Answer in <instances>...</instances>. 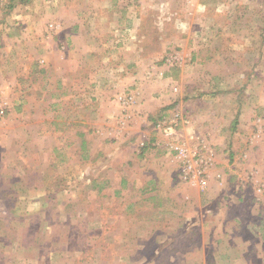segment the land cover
I'll return each mask as SVG.
<instances>
[{
  "label": "rangeland",
  "instance_id": "1",
  "mask_svg": "<svg viewBox=\"0 0 264 264\" xmlns=\"http://www.w3.org/2000/svg\"><path fill=\"white\" fill-rule=\"evenodd\" d=\"M13 10L37 19L54 50L17 43L29 54H9L0 41V264H264V0H0V21ZM76 17L120 40L67 41ZM125 54H156L190 79L145 86L168 93L147 117L143 74ZM201 104L211 113L195 114ZM174 110L190 178L155 127L177 123Z\"/></svg>",
  "mask_w": 264,
  "mask_h": 264
},
{
  "label": "crops",
  "instance_id": "2",
  "mask_svg": "<svg viewBox=\"0 0 264 264\" xmlns=\"http://www.w3.org/2000/svg\"><path fill=\"white\" fill-rule=\"evenodd\" d=\"M74 10L77 12V9L75 8H70L69 9ZM203 11V8H202ZM201 11V12H202ZM27 12V11H26ZM24 15V16H22ZM21 16L22 18L19 17V20H16V17ZM37 19H28V15L27 13H25V11L21 12L19 10H13V13H10V16H7L6 18L2 19L0 21V23L3 22V28L2 26H0L1 29H4V31H1L0 33V41H3L4 44L6 45V50L9 52V54H29V48L26 47L25 49L19 48L16 49L14 48L13 44H17V43H23V44H33L35 43H39L38 44V48L42 47L44 48L42 50V54H51L54 50V47H49V46H45L44 44L42 45L41 42L44 41L43 40V33L39 32V27L41 25V23L39 21H36ZM77 25L74 26L73 30L69 33L66 34V40L77 44L79 41L83 42L84 44V48L87 46L88 43H90L92 41V38H94L95 36L98 37V43L104 47L103 45H112V41H119L120 39H117V31L113 32L111 30L108 29V26H106V22H99L98 25L96 24H92L90 26H87L88 24H85L86 22L80 21L77 19H75ZM134 23L135 21H131V28H134ZM118 24V23H117ZM116 27H118V25H115ZM98 28V29H97ZM130 31V38H132V34L134 32V30ZM12 31V32H11ZM62 36L64 37L63 33H61ZM119 36V35H118ZM130 41V43H132L133 41L128 39ZM263 40V39H262ZM166 42H163L162 45L163 47L165 46ZM183 45V44H182ZM186 44H184L185 46ZM53 46V44H52ZM104 50L106 48H103ZM1 50V49H0ZM4 53V50H1L0 54ZM35 54H37L36 52H34ZM85 56V54H83ZM128 55L129 57L132 58H137V61H135V65L132 66V69L134 70H138L142 72V76L141 78H137L136 79V88H137V92L139 94V101L141 102V104L138 106L139 110L147 117H149L150 115H155L157 112H159L162 107L161 104L162 101L167 99V92L164 91V94H160V97L162 96V101L158 98H154L151 94V92H149V90L145 89V86L151 87L154 86V90H157L158 87L163 86V85H168L171 84L170 86L173 85H177V86H183L186 84V82H188L190 79V77L188 78L187 76H185L183 73H185L186 69L185 68H180V66L173 67V64H170L169 66H167V64H163L161 63L162 61L156 60L153 61L152 59L154 58V56H156V54H125V56ZM157 55H162V54H157ZM168 55H172V54H168ZM176 55V54H173ZM179 55V54H178ZM182 55V54H181ZM191 56H197V55H205V54H190ZM199 59V58H198ZM202 61V59L200 60ZM148 68L153 69V70H161L162 71V75L155 76V79H153V76L150 77L146 74V72L148 71ZM251 71V68L248 72ZM178 72H180V75H178ZM250 81V80H249ZM199 85V84H198ZM142 87V88H140ZM144 87V88H143ZM151 90V91H154ZM26 96V95H24ZM181 104L183 106H191L192 104V99L186 98V97H182L180 99ZM139 102V103H140ZM116 105V104H115ZM193 107V106H191ZM197 111H195L194 113H198V114H202V113H207V111L209 110L208 108H206L205 105H200V107H196ZM194 111V108H193ZM191 111V112H193ZM210 112V110H209ZM208 112V113H209ZM211 113V112H210ZM204 114V115H205ZM203 115V116H204ZM197 116V115H196ZM198 120L199 122H197L194 127L196 126H201V129L199 128L200 132H207L208 134L211 132H213V136L215 137V134H217V140L214 141V143L218 144V145H225L226 144V139L223 138V140H221V138H219V132L222 131V129L217 126L216 124H213V120L210 122H207V124L204 126V124L201 122V119H212L210 117H206V118H199L200 116L198 115ZM196 117V118H197ZM141 123H137L136 124V131L138 132L140 127H141ZM203 126V127H202ZM143 130H140L139 133H142ZM227 132H229L227 130ZM141 135V134H140ZM229 138V137H228ZM159 141H162V138H159ZM211 141V140H210ZM225 143V144H224ZM203 144V143H202ZM157 146H160L157 145ZM215 150L217 149V147H215ZM214 166V165H213ZM227 165L226 164H220L218 162H216L214 168H213V172H220L223 173L226 170ZM217 181H215L214 179H212L210 181V187H209V192H213L214 190L218 189L220 190L221 187L217 186ZM212 184H216V185H212ZM213 186V188L211 187Z\"/></svg>",
  "mask_w": 264,
  "mask_h": 264
},
{
  "label": "built area",
  "instance_id": "3",
  "mask_svg": "<svg viewBox=\"0 0 264 264\" xmlns=\"http://www.w3.org/2000/svg\"><path fill=\"white\" fill-rule=\"evenodd\" d=\"M118 100L124 104H132L135 103V99L132 95H119ZM171 116L174 118L176 122H172L170 120L166 119V116H162L160 119H158L155 122V127L160 130L163 134V136L169 141H171V147L177 151L179 156L184 159V165L187 164L185 167L182 168L183 174H186V178H190L191 175H193V172L189 173L187 170L190 167V161H191V154H190V148L187 146V143L185 141V138L182 135V132L180 130V127L178 126L179 122H184V119L182 118L180 112L177 110H174L171 112ZM203 142H200V144ZM194 157V156H193ZM191 174V175H190ZM201 181L200 187H205V181L203 179H199Z\"/></svg>",
  "mask_w": 264,
  "mask_h": 264
}]
</instances>
